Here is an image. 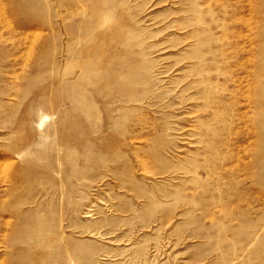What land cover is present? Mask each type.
<instances>
[{"label":"rangeland","instance_id":"1","mask_svg":"<svg viewBox=\"0 0 264 264\" xmlns=\"http://www.w3.org/2000/svg\"><path fill=\"white\" fill-rule=\"evenodd\" d=\"M0 264H264V0H0Z\"/></svg>","mask_w":264,"mask_h":264},{"label":"bare ground","instance_id":"2","mask_svg":"<svg viewBox=\"0 0 264 264\" xmlns=\"http://www.w3.org/2000/svg\"><path fill=\"white\" fill-rule=\"evenodd\" d=\"M88 216V215H87ZM99 235V234H98Z\"/></svg>","mask_w":264,"mask_h":264}]
</instances>
